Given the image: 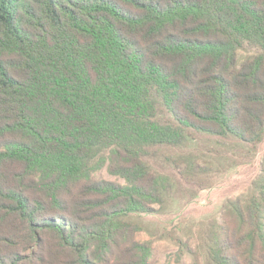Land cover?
Returning a JSON list of instances; mask_svg holds the SVG:
<instances>
[{
  "label": "trees",
  "instance_id": "16d2710c",
  "mask_svg": "<svg viewBox=\"0 0 264 264\" xmlns=\"http://www.w3.org/2000/svg\"><path fill=\"white\" fill-rule=\"evenodd\" d=\"M263 124L264 0H0V264H149L148 147ZM224 214L211 264H264V179Z\"/></svg>",
  "mask_w": 264,
  "mask_h": 264
},
{
  "label": "rangeland",
  "instance_id": "374dc122",
  "mask_svg": "<svg viewBox=\"0 0 264 264\" xmlns=\"http://www.w3.org/2000/svg\"><path fill=\"white\" fill-rule=\"evenodd\" d=\"M258 52V47L244 43L234 62L239 66ZM157 117L175 122L161 105ZM141 161L166 181L149 212L123 217L137 226L135 239L149 247V264H211L210 248L222 225L231 222L224 214L227 204L245 205L264 179V124L254 141L185 128L181 142L149 146ZM93 177L124 183L105 166Z\"/></svg>",
  "mask_w": 264,
  "mask_h": 264
}]
</instances>
